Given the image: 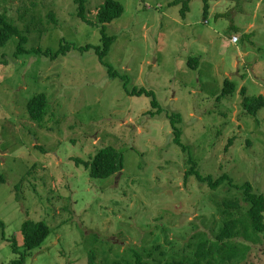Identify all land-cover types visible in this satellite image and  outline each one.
Instances as JSON below:
<instances>
[{"label": "rangeland", "instance_id": "374dc122", "mask_svg": "<svg viewBox=\"0 0 264 264\" xmlns=\"http://www.w3.org/2000/svg\"><path fill=\"white\" fill-rule=\"evenodd\" d=\"M85 1L96 21L106 0ZM117 1L124 13L106 24L116 40L104 59L117 78L95 49L17 57L15 38L0 48V264L20 256L8 239L24 251L28 220L51 233L26 264H90L91 254L95 264L124 263L131 248L151 264L190 253L193 237L213 238L218 204L241 195L228 182L212 189L187 175L190 158L203 176L227 174L264 195V108L251 115L241 94L264 97V0L210 1L207 15L205 2L193 0L186 17L175 0ZM0 14L27 37V50L102 44V26L79 19L74 0H0ZM124 77L129 90L155 92L162 111L129 94ZM227 79L237 90L220 99ZM39 93L49 98L42 125L27 112ZM173 115L186 152L174 142ZM109 147L124 158L117 175L94 179L76 165ZM246 244L243 263L264 264V243Z\"/></svg>", "mask_w": 264, "mask_h": 264}, {"label": "trees", "instance_id": "16d2710c", "mask_svg": "<svg viewBox=\"0 0 264 264\" xmlns=\"http://www.w3.org/2000/svg\"><path fill=\"white\" fill-rule=\"evenodd\" d=\"M78 5V18L84 23L99 27L101 32L102 44L98 47L86 45L80 48L74 47L71 42L62 41L59 51L52 54L50 51H43L42 49L27 50L25 44L28 42L26 36L23 35L20 28L8 17L7 14H0V48L13 38L17 40V52L19 57L21 54L44 53L45 55H53L58 57L62 54H67L72 49H78L80 52H88L95 49L100 61L109 68L108 72L112 78H117L118 72L104 62V59L109 54L113 43L116 40L115 36H110L106 32V24L111 23L115 19L120 18L124 13V6L117 0H106L97 11L96 21H91L87 17V8L85 0H74ZM193 0H175L173 4H182V15L186 17L189 11V5ZM205 2V15L210 9V1L217 0H203ZM51 19L57 24L55 14H50ZM197 59H191L196 66ZM125 80V88L127 89L128 79ZM237 90L235 83L227 79L224 84L223 94L220 99L226 95H233ZM131 95L147 96L151 98L152 107L157 109L156 112H161V106L156 98L155 92L149 91L145 88L127 89ZM241 94L244 96V106L248 112L257 116L258 112L264 108V97H248L246 89L243 88ZM27 112L31 121L42 125L49 112V98L45 93H39L32 97L27 103ZM174 116V117H173ZM171 117L173 134L175 135V144L180 146L183 151H188V147L182 143V130L178 127V115ZM233 141H230L232 144ZM227 147L226 150H228ZM192 169L187 175L195 174L198 180L202 183L206 182L212 189L219 188L225 182H228L231 187L236 188L241 192L240 197L224 200L218 204V211L221 216L220 225L216 231H213V238L206 233H200L193 237L197 242L189 245L190 253L178 258L166 259L164 263L161 260L157 264H244L243 262L251 251V246L246 242L264 243V195L258 193L250 182H246L240 186H235L232 178L227 174H222L217 178L213 176H203L197 169V163L190 158ZM76 165H84L86 169L90 170V176L94 179H108L117 175L124 170V158L121 153L114 150L112 147L104 148L98 151L90 161L76 159ZM0 230L3 231L5 238V224L0 220ZM51 230L45 222L26 221L22 226V234L24 237L23 248L20 249L15 238L8 239L14 253L20 254L18 259L12 261L11 264H26V258L29 252L40 248L45 240L50 235ZM244 239V241H241ZM129 253L133 260L129 261L123 258L124 263L113 261L112 264H151L145 260L144 255L139 253L135 248H131ZM164 254L161 253V256ZM152 256V254H149ZM90 264H95V255L91 254Z\"/></svg>", "mask_w": 264, "mask_h": 264}, {"label": "built area", "instance_id": "2783aa9c", "mask_svg": "<svg viewBox=\"0 0 264 264\" xmlns=\"http://www.w3.org/2000/svg\"><path fill=\"white\" fill-rule=\"evenodd\" d=\"M238 41H239V38H237V37H234V38H233V42H234V43H237Z\"/></svg>", "mask_w": 264, "mask_h": 264}]
</instances>
